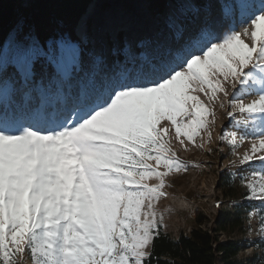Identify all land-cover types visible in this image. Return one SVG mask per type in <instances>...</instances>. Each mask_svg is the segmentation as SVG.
<instances>
[{"label": "snow or ice", "instance_id": "snow-or-ice-1", "mask_svg": "<svg viewBox=\"0 0 264 264\" xmlns=\"http://www.w3.org/2000/svg\"><path fill=\"white\" fill-rule=\"evenodd\" d=\"M142 2L163 7L135 19L18 17L8 30L0 264H153L165 178L188 168L169 133L185 150L187 142L215 154L217 103L225 176L258 209L264 241V0H230L218 12L219 0Z\"/></svg>", "mask_w": 264, "mask_h": 264}, {"label": "rangeland", "instance_id": "rangeland-1", "mask_svg": "<svg viewBox=\"0 0 264 264\" xmlns=\"http://www.w3.org/2000/svg\"><path fill=\"white\" fill-rule=\"evenodd\" d=\"M229 4L230 0H219L218 4H213V11L226 10ZM22 5L30 6V4L25 3H21ZM121 11L123 12L121 9L118 12ZM10 39L11 36L8 37L3 49L7 47ZM244 39L246 43H250L247 38ZM9 71L11 75L14 72L11 67ZM197 95H200V99L206 105L208 104L205 96L199 93ZM24 102L28 103V101ZM31 102L34 103L35 101ZM215 111L217 123L213 129V144L211 145L213 149H216L215 154L200 150L191 144H187V142V150H185L175 140L174 130L169 133L173 149L177 152L179 159L188 165V168L185 172L173 173L165 178L166 187L164 191L167 195L162 197L156 205L157 212L164 216L161 233L176 238L180 233L187 234L195 226L197 214H200L205 220L213 222L219 216L220 211L229 210L231 215H235L237 212L243 221L242 228L236 229L229 237L221 235L220 238L239 241L240 249L235 258L237 264H264V252L256 246L264 243L257 235L260 229V215H253V213H258V209L250 207L247 202L241 199L238 180L234 181V177L231 175L225 176L228 169L224 165L228 163L230 158L227 155L229 149L219 144L216 141V136L221 126L227 124V120L224 119V112L218 107V103ZM196 143H200L199 139ZM247 147V144L241 145L238 151L243 153ZM221 148L223 151L219 150ZM225 177L232 185L229 189L222 187L223 183L226 182ZM147 183L155 185L157 181L153 179ZM216 203H219L221 207H215Z\"/></svg>", "mask_w": 264, "mask_h": 264}, {"label": "trees", "instance_id": "trees-1", "mask_svg": "<svg viewBox=\"0 0 264 264\" xmlns=\"http://www.w3.org/2000/svg\"><path fill=\"white\" fill-rule=\"evenodd\" d=\"M86 2L69 4H49L37 0L30 6H21L19 0H0L3 2V30L0 32V49H3L9 35L8 30L18 17L29 20L52 19L67 20L74 14L85 13ZM163 7L162 5H149ZM10 67L7 72L10 74ZM223 188L229 189L232 185L225 177ZM243 226L240 214L231 215L229 210L220 211L213 222L202 218L200 214L195 217V226L187 234L180 233L176 238L161 233L162 239L156 241V257L153 264H237L235 258L239 252V241L233 239L222 240L221 235L228 237Z\"/></svg>", "mask_w": 264, "mask_h": 264}, {"label": "bare ground", "instance_id": "bare-ground-1", "mask_svg": "<svg viewBox=\"0 0 264 264\" xmlns=\"http://www.w3.org/2000/svg\"><path fill=\"white\" fill-rule=\"evenodd\" d=\"M108 6L98 10L97 1L90 3L85 13H97L101 15H109L114 19H135L140 17L149 9L148 4L142 0H112ZM123 12H118L119 10Z\"/></svg>", "mask_w": 264, "mask_h": 264}, {"label": "water", "instance_id": "water-1", "mask_svg": "<svg viewBox=\"0 0 264 264\" xmlns=\"http://www.w3.org/2000/svg\"><path fill=\"white\" fill-rule=\"evenodd\" d=\"M96 1H97V8H99L98 10L103 9L106 6H108L110 3H112L111 2L112 0H92L90 3L96 2ZM90 3L88 4V6L90 5ZM88 6H87V8H88ZM87 8H86V10H87Z\"/></svg>", "mask_w": 264, "mask_h": 264}]
</instances>
